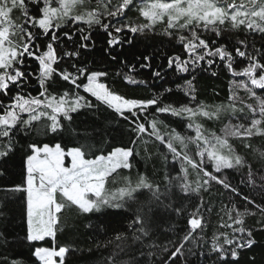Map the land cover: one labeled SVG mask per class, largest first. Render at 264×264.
Instances as JSON below:
<instances>
[{
    "label": "snow or ice",
    "instance_id": "obj_1",
    "mask_svg": "<svg viewBox=\"0 0 264 264\" xmlns=\"http://www.w3.org/2000/svg\"><path fill=\"white\" fill-rule=\"evenodd\" d=\"M133 8L143 23L128 20ZM158 26L170 42L181 46L182 51L167 60L175 73L208 71L217 64L231 73L226 104L199 101L195 75L177 85L186 102L165 103L162 97L172 88L148 99L129 98L102 82L107 71L81 63L96 46L95 34H102L103 52L116 61L118 50L133 43L129 34L155 31ZM225 32L243 38L232 43L224 40ZM257 36L264 41V0H0V178L10 174L9 165L17 155L21 173L19 183L0 185V192L7 194L0 218L9 204H22L24 240L29 245L50 241V246H34L32 256L39 264H68L67 257L75 251L57 243L61 213L69 205L82 214L129 213L114 239L96 244L97 249L113 248L100 264H146L141 258L154 257L157 250L166 253L160 264L181 259L182 264H191L192 256L203 257L205 264H238L240 251L255 243L256 229L245 226L247 217L258 216L257 224L264 230V149L251 143L255 137L264 138V43L260 48L249 44V37ZM41 38L46 43H40ZM66 42L72 47L61 54ZM142 59L148 62L151 57ZM125 66L128 73L135 72V65ZM153 76L162 78L160 71ZM123 78L131 85L148 83L130 74ZM34 86L35 95L29 90ZM101 106L126 123L129 145L112 147L106 154H96L86 139L68 146L66 136L83 138L73 127L74 114ZM165 116L178 118L194 134L178 132ZM208 121L223 126L212 130L206 127ZM150 141L159 146V155L171 170L163 185L139 172L135 180L131 176L133 161L140 155L133 145ZM253 163L262 167L253 168ZM121 170L128 175H121ZM235 173L243 174L246 179L241 182L253 187L259 176V202L233 185L230 175ZM214 186L245 206H222L218 225L222 231L213 234L207 252H197L196 234L204 231V213L213 210L203 195H211ZM192 198L199 203L188 212L184 201ZM173 216H183L185 227L171 224L162 230ZM162 234L166 243H158ZM7 236L6 228L0 230V239L7 242Z\"/></svg>",
    "mask_w": 264,
    "mask_h": 264
},
{
    "label": "trees",
    "instance_id": "obj_2",
    "mask_svg": "<svg viewBox=\"0 0 264 264\" xmlns=\"http://www.w3.org/2000/svg\"><path fill=\"white\" fill-rule=\"evenodd\" d=\"M116 2L117 0H113V3ZM13 15L18 17L20 14L16 12ZM128 20L134 24L144 22V18L139 16L135 8L128 13ZM20 23H23V19L20 20ZM161 33L162 26H158L155 31L146 30L145 33H138L134 36L129 34L133 43L131 45L126 44L122 49L118 50L119 55L116 61L111 60L103 52L105 43L102 39V34H95L96 46L94 50L84 55L81 63H86L92 69L107 71L108 76L101 78L102 82L106 83L114 91L129 98L148 99L153 95L163 93L166 88H172L173 91L171 93H165L162 97L164 102H186L183 93L178 90L177 85H183L186 79H192V76L195 75L194 84L199 101L209 105L226 104L228 102L230 81L234 79L231 73L220 64L214 65L208 71L198 68L195 73H175L168 67L167 60L169 57L180 53L182 51L181 46L174 40L170 42V39ZM242 38L243 36L235 33L225 32L224 34V40H231L232 43ZM40 43H46V39L41 38ZM252 43H255L256 48H260L264 41H261L258 36L255 39L249 37V44L251 45ZM71 47L72 43L66 42V47L62 46L60 48L61 54L65 50H70ZM143 56H150L151 60L145 62L142 59ZM71 62L67 61L69 64ZM125 62L128 65H135V72L128 73ZM29 63L33 68L36 67L35 62L30 61ZM141 63H150L151 67L141 68ZM242 64L243 61H241L240 66ZM65 66L67 64L61 65V67ZM204 67H207V65H204ZM155 71H160L162 78L154 77L153 73ZM212 71H215L217 74L213 76ZM125 74L133 75L137 80H145L148 83L139 86L128 84L123 78ZM34 84L35 82L33 81ZM29 90L35 95L38 91V86L31 87ZM240 95H244L243 91H241ZM4 99L7 101L6 97ZM74 117L73 127H76L80 131L83 138L73 137L69 139L66 136L64 142L68 146L83 143L86 139L88 143L95 146L93 150L96 154H100L101 151L106 154L112 147L129 145L130 137L127 132L126 123L115 117L110 110H105L103 106L99 110H84L78 115L74 114ZM162 118L167 119L178 132L188 135L194 134L184 127L178 118L168 116ZM222 126L220 122H206V127L212 130L218 131ZM85 129L87 132L84 131ZM39 139L46 141L48 138L39 137ZM234 143L239 144L238 141H234ZM251 143L254 148L264 149V138L255 137ZM133 147H136L140 155L133 161L135 167L131 173L132 179L135 180L136 174L139 172L147 175L158 184L163 185L166 183L164 177L171 170L160 157L159 146L150 141L148 145L139 143L138 145H133ZM240 151L244 152L245 150L241 148ZM176 167L178 169L179 165H176ZM260 167L262 165L253 163V168ZM9 168L10 174L4 178H0V185H10L20 182L19 155L9 165ZM171 174L175 176L177 172L172 171ZM121 175H128V171L121 170ZM230 179L233 185L238 186L242 193L255 197L259 202L261 199L259 176H257L255 187L242 183L241 181L246 179V177L241 173L231 174ZM108 186L112 187L111 184ZM116 186H120V184L118 183ZM6 195V193L0 192V206L5 201ZM203 199L205 202H211L210 206L213 210L210 213H204L206 220L204 231L203 233L196 234L198 240L194 250L197 252H207L211 247L213 234L222 231L218 227L219 216L223 215L221 212L222 206H231V203L237 204L241 209L245 206L242 200L230 195L228 191L220 186H214L211 195L204 194ZM184 203L187 205V211L191 212L194 210V206L199 203V200L192 198L185 200ZM22 213L23 206L17 201L9 204L8 208L5 209L4 217L0 218V230L6 228L8 232L7 242L0 239V264H12L13 261L16 264H39L32 256L34 246H50L49 240L33 242V245H29L24 240L26 225ZM128 215L129 213L127 212H113L111 210L104 213L82 214L75 206L69 205L66 207L61 213L62 230L57 233V243L60 246H69L75 250L67 257L68 264H100V261L108 256L113 248L110 246L108 248L101 247L97 249L96 244L114 239V236L126 225ZM258 218V216H249L246 219L245 226L256 229L253 233L255 243L251 248L240 251L238 264H264V230H260V226L257 224ZM171 224H176L179 229H183L186 220L183 216H173L170 221L161 225V229H168ZM166 235L174 236V233L168 232ZM160 242L166 243L165 235H159L158 243ZM192 246V244L186 245V247ZM89 249H92V251L90 252ZM144 251L147 252L149 250L145 248ZM165 256L166 253L157 250L156 256L142 257L141 259H145L146 264H160V261ZM123 258L128 259L126 256ZM189 260L191 264H205L203 257L197 259L196 256H192L189 257ZM176 264H182V259L177 260Z\"/></svg>",
    "mask_w": 264,
    "mask_h": 264
}]
</instances>
